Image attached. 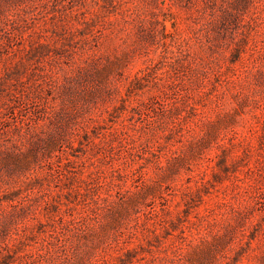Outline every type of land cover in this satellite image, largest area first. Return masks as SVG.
<instances>
[{"label":"rangeland","instance_id":"obj_1","mask_svg":"<svg viewBox=\"0 0 264 264\" xmlns=\"http://www.w3.org/2000/svg\"><path fill=\"white\" fill-rule=\"evenodd\" d=\"M228 1L7 7L15 32L49 54L44 70L20 67L26 87L1 86L0 110L53 109L76 132L51 165L0 175L12 197L0 220L28 205L26 227L0 238L1 264H264V0L220 25ZM82 66L96 75L78 77ZM46 71L71 92L40 88ZM104 81L114 89L87 97Z\"/></svg>","mask_w":264,"mask_h":264},{"label":"trees","instance_id":"obj_2","mask_svg":"<svg viewBox=\"0 0 264 264\" xmlns=\"http://www.w3.org/2000/svg\"><path fill=\"white\" fill-rule=\"evenodd\" d=\"M16 1L23 0H0V31L8 36L7 40L0 41V48L4 49L3 52L6 54V57L2 58L4 67L3 72L0 73V94L4 90L1 86L4 85L13 87L20 84V86L26 87L28 80H23L20 77V67L36 65V68L44 70L45 68L41 65L42 59L49 54V43L34 41L22 33L15 32L14 24L17 23V19L11 17L6 9ZM211 1L213 4H217V0ZM248 4H250V0H229L226 3L219 4L218 8L222 12L219 15L218 24H241ZM215 8H217V5ZM9 59H15V62H6ZM77 71V76L82 79L96 75L90 66L79 67ZM46 72L40 74V78H42L39 83L40 88L46 87L50 92L55 90L59 93L71 92L69 90L72 89L73 84L60 86L54 80L53 75ZM113 89L114 87L110 82L104 81L101 85L97 84L89 89L87 97L94 98L97 94L100 95ZM10 94L11 99L16 102L23 98L21 91L16 87L10 91ZM50 103L51 101L48 100V105L51 108ZM15 106L8 105L6 110H0V175L3 172L19 171L24 173L35 169L36 164L38 166L40 159L44 156L48 158V165H51L56 150L64 153L66 151L65 146L74 149L72 136L76 132L75 128L71 127L69 121H64L56 111L49 109L42 114L35 115V118L23 117L16 119L21 110L17 112ZM10 113L11 115H9ZM84 135L88 134L84 133ZM58 155L56 156L58 157ZM67 159L70 162V158L67 157ZM60 170L62 174L66 175L63 166H60ZM9 199H12V197H2L0 195V203ZM11 206L14 212L6 218L4 217L2 221L0 220V238L2 239L9 233L10 226L15 225L16 231L23 230L26 227L25 223L20 221L25 216L24 212L28 209V205L12 203Z\"/></svg>","mask_w":264,"mask_h":264}]
</instances>
